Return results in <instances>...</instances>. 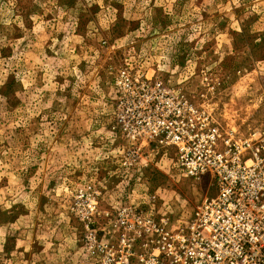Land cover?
Here are the masks:
<instances>
[{"label": "rangeland", "instance_id": "374dc122", "mask_svg": "<svg viewBox=\"0 0 264 264\" xmlns=\"http://www.w3.org/2000/svg\"><path fill=\"white\" fill-rule=\"evenodd\" d=\"M174 97L224 131L264 127V0H0V264H77L81 190L176 216L215 196L124 130L127 102Z\"/></svg>", "mask_w": 264, "mask_h": 264}, {"label": "built area", "instance_id": "2783aa9c", "mask_svg": "<svg viewBox=\"0 0 264 264\" xmlns=\"http://www.w3.org/2000/svg\"><path fill=\"white\" fill-rule=\"evenodd\" d=\"M155 85L160 98L170 94ZM127 104L128 136L171 148L177 175L209 177L217 194L176 216L139 203L102 211L100 193L81 190L71 207L84 233L77 264H264V127L247 136L224 131L178 97L166 112L148 100ZM138 152L132 148L124 165L136 163Z\"/></svg>", "mask_w": 264, "mask_h": 264}]
</instances>
